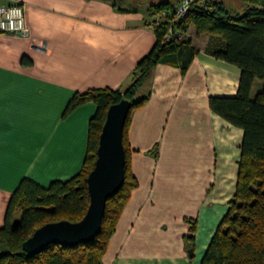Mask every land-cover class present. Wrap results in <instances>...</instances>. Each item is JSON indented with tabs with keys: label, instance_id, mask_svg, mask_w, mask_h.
<instances>
[{
	"label": "crops",
	"instance_id": "crops-1",
	"mask_svg": "<svg viewBox=\"0 0 264 264\" xmlns=\"http://www.w3.org/2000/svg\"><path fill=\"white\" fill-rule=\"evenodd\" d=\"M150 1L0 0L23 6L28 28L24 36L0 33V228L22 179L46 187L82 169L96 106L64 114L65 107L74 94L130 84L155 42L158 15L150 5L163 0ZM186 36L197 51L186 73L157 64L146 103L130 114L129 164L138 185L103 264H199L234 194L243 131L208 100L235 95L240 69L205 53L208 34L188 25ZM263 84L254 81L252 97Z\"/></svg>",
	"mask_w": 264,
	"mask_h": 264
},
{
	"label": "trees",
	"instance_id": "trees-1",
	"mask_svg": "<svg viewBox=\"0 0 264 264\" xmlns=\"http://www.w3.org/2000/svg\"><path fill=\"white\" fill-rule=\"evenodd\" d=\"M179 2L163 0L150 5L151 15L173 12ZM241 6L243 10L236 12L226 8L222 0H194L173 26V30L183 34L181 39L165 40L168 21L155 24L159 22L157 16L152 23L154 45L137 62L125 89L101 88L73 95L64 114L82 103L92 102L96 106L88 123L83 167L68 180L51 181L46 187L25 178L19 182L0 228V264H103L117 220L138 185L130 171L127 129L132 110L144 105L149 93L137 98L136 95L149 82L157 64L172 65L186 73L197 54L186 36L188 25L194 26L197 35L208 34L206 54L240 69L235 95L210 96L208 103L212 112L243 131L235 191L199 264H264V84L251 96L254 81L264 80V0H241ZM20 63L30 65L31 61L22 57ZM121 99L130 102L122 134L124 180L106 201L100 232L89 243L74 247L51 244L27 257L22 243L38 227L59 220L76 222L84 216L89 204L86 177L96 159L105 114L111 104ZM14 219H19L16 227H12ZM190 223L194 230V223ZM192 239L186 238L188 249L192 247Z\"/></svg>",
	"mask_w": 264,
	"mask_h": 264
},
{
	"label": "water",
	"instance_id": "water-1",
	"mask_svg": "<svg viewBox=\"0 0 264 264\" xmlns=\"http://www.w3.org/2000/svg\"><path fill=\"white\" fill-rule=\"evenodd\" d=\"M130 102L121 99L111 104L98 137L96 159L86 177L89 204L84 216L76 222L59 220L38 227L23 243L27 257L51 244L74 247L89 243L101 230L106 201L121 187L124 180L125 152L122 142L123 127ZM19 219L12 221V227ZM192 256V249L187 250Z\"/></svg>",
	"mask_w": 264,
	"mask_h": 264
},
{
	"label": "built area",
	"instance_id": "built-area-1",
	"mask_svg": "<svg viewBox=\"0 0 264 264\" xmlns=\"http://www.w3.org/2000/svg\"><path fill=\"white\" fill-rule=\"evenodd\" d=\"M193 2L194 0H180L173 12L163 11L160 15H158L159 22H155V24H159L161 20L168 21V30L165 35V40H169L171 38H182L183 34H181L177 29L173 30V26L181 17L186 14L189 6ZM24 13L25 9L21 5L0 4V33L22 36L26 35L28 28L24 20Z\"/></svg>",
	"mask_w": 264,
	"mask_h": 264
},
{
	"label": "rangeland",
	"instance_id": "rangeland-1",
	"mask_svg": "<svg viewBox=\"0 0 264 264\" xmlns=\"http://www.w3.org/2000/svg\"><path fill=\"white\" fill-rule=\"evenodd\" d=\"M225 3L226 8L231 9L233 11H237V12H241L242 6H241V0H222ZM150 2H153V0H151ZM116 3H118L119 6L121 5H126L124 4V2H120V1H116ZM135 4L137 3H129L130 6H128L129 8L135 7ZM122 7V6H121ZM148 83L145 84L139 91L138 95H136V98L139 96H143L146 95V92L148 91Z\"/></svg>",
	"mask_w": 264,
	"mask_h": 264
}]
</instances>
